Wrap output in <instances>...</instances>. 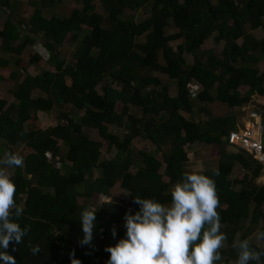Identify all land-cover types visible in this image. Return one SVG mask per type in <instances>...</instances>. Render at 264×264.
<instances>
[{
  "label": "trees",
  "instance_id": "trees-1",
  "mask_svg": "<svg viewBox=\"0 0 264 264\" xmlns=\"http://www.w3.org/2000/svg\"><path fill=\"white\" fill-rule=\"evenodd\" d=\"M61 1L29 0L33 11L20 17L11 15L15 0H0V15L7 14L0 27V48L7 54L0 56V80L12 81L13 87V101L0 98V140L5 151L22 145L18 153L24 166L15 168L12 178L16 204L24 209L18 222L30 225L23 242H11L7 251L17 264H71L73 250L82 264L108 261L106 247L126 236L125 214L139 211L135 196L170 204L173 186L192 170L187 146L200 142L219 149L216 167L203 170L215 180L221 231L227 235L218 264H236L233 242L264 232V183H254L263 165L230 149L227 136L235 116L212 113L209 105L241 107L253 97L264 116V61L260 73L253 66L264 56V0H99L104 15L92 0H79L81 8L66 16L44 15ZM138 10L145 13L139 21L126 14ZM170 25L177 30L166 33ZM258 29L261 37L248 32ZM23 30L27 34L22 36ZM38 35L42 49L22 58ZM211 36L222 43L219 52L201 50ZM68 37L77 43L69 61L60 52ZM186 53L194 56L191 64ZM43 54L54 69L29 73ZM159 74L176 83L174 95ZM191 82L198 86L193 93ZM34 91L43 95L33 97ZM194 99L201 103L198 108ZM55 105L65 121L42 128L37 111L49 112ZM131 106L140 114L131 112ZM196 112L205 121L196 120ZM111 125L124 134L110 132ZM85 128L95 130L99 139L90 138ZM136 139L155 145V152L138 150L133 172ZM106 151L114 152L107 157ZM237 162L246 170L241 176H233ZM214 170L219 174L213 175ZM116 184L129 199L96 204L97 196L109 194ZM89 205L100 207L97 224L91 245H81L79 219ZM261 242L252 247L264 249ZM37 246L34 255L31 248Z\"/></svg>",
  "mask_w": 264,
  "mask_h": 264
},
{
  "label": "clouds",
  "instance_id": "clouds-1",
  "mask_svg": "<svg viewBox=\"0 0 264 264\" xmlns=\"http://www.w3.org/2000/svg\"><path fill=\"white\" fill-rule=\"evenodd\" d=\"M23 166L24 157L18 152L5 151L0 157L2 264H17L16 258L7 249L13 241L21 244L30 231V225L21 227L18 222L24 209L16 204L17 186L9 171ZM218 174V170H214L213 175ZM112 202V198L103 201L100 207ZM134 202L140 206L139 211L133 214L129 210L125 214L126 236L115 245L106 247L105 251L110 253L107 264H218L222 260L221 250L227 235L221 231V216L217 211L220 201L215 180L204 174L203 169L193 168L183 174L182 180L175 183L171 190L170 204L138 196H135ZM99 208L89 205L80 214L84 233L81 245H91L93 241ZM112 235H116L115 227ZM257 239L264 240V232H260ZM232 246L238 254L236 264H250L251 261L264 264V249H254L250 239L236 240ZM31 250L35 255L39 247H32ZM71 256V264H82L75 257L74 250Z\"/></svg>",
  "mask_w": 264,
  "mask_h": 264
},
{
  "label": "rangeland",
  "instance_id": "rangeland-1",
  "mask_svg": "<svg viewBox=\"0 0 264 264\" xmlns=\"http://www.w3.org/2000/svg\"><path fill=\"white\" fill-rule=\"evenodd\" d=\"M29 0H15V4H14V9L11 11L14 16H28L32 11H33V7L30 5V3L28 2ZM92 2L95 4V10L97 12L102 13L103 15L106 14V12L103 10L100 1L99 0H92ZM82 4L79 2V0H62L59 4L55 5L54 7L50 8V9H45L44 15L46 16H50L52 14L58 15V16H66L70 13L72 8H81ZM126 14H134V19L136 21H139L141 19L144 18L145 13L143 12V10H138L135 11L134 13L132 11H127ZM6 13L0 15V27L2 26L4 19L6 17ZM22 29V28H21ZM177 29L170 25L169 27L166 28V33H172L174 31H176ZM252 36L255 35L257 37H261L262 35V31L260 29L256 30V31H248ZM26 33L25 30H23L22 36L23 34ZM21 36V37H22ZM139 40H144V37H140ZM178 41H173L171 42V44L173 46H175L177 44ZM238 42H242V39L239 38ZM40 35L37 36L34 45L32 46H27L25 48V50L21 53L22 58L24 59H28L30 54H33L34 52H37L39 49H42V46L40 45ZM77 46V43H72L69 40V37L65 39V43L64 45L60 48V52L61 55L64 57L65 60L69 61L72 58V55L74 53V50ZM222 47V43H217L214 39L213 36L209 37L201 46V50H207V49H213L216 52H219L220 49ZM199 54V53H198ZM6 56L4 54V51L1 50L0 48V56ZM185 59L187 61L188 64H191L193 62L194 56L192 54H185ZM263 61H264V56L262 54L259 55V60L257 63H255L253 66H255L258 70L259 73L263 70ZM41 69H45V70H50L52 71L54 69V67L52 66L50 60H49V56L47 54H43L42 59L38 62V65L31 66L28 69V72L31 74H36L38 73ZM5 75L8 74V71H4L3 72ZM159 76L162 77V82L167 83L168 88H169V92L171 95H174L177 91L176 89V83L173 80L170 79H165V75L163 74H159ZM12 81L9 80H0V98H4L5 100H7V102H11L13 101V95L11 93V85ZM110 85L113 87H117L116 84L114 82H110ZM196 88H198V86H196L193 82H191L189 84V89L191 90V93H193ZM213 93V92H212ZM37 95H43L41 94L39 91H34L33 93V97L37 96ZM193 95V94H192ZM194 103L196 104V108H198L201 103H199L196 99H194ZM121 104H117L116 109L120 110ZM209 108L212 110V113L221 115V114H225V115H234L235 116V122L237 124H239L241 127H253L255 126L256 122L259 123L261 125V128L264 130V116H262V111L260 109H258L256 106H254V98L252 97L250 102L248 104H245L241 107H228L225 104H221V103H215L213 105H209ZM62 108L57 107L55 105L54 108H52L51 111L49 112H44V111H37V117L39 120V124L41 125L42 128H45L47 126H53L56 125L58 122H64L65 120H62L61 118L59 119V110H61ZM130 111L139 115V111L138 109L134 108L133 106L130 107ZM252 113H257L258 116L257 118H254V116H251ZM70 116L75 117L76 119L77 117V113L76 112H70ZM199 117V118H198ZM195 118L196 120H200V121H205L206 117L203 114H198V112L195 113ZM258 124V125H259ZM27 128V127H26ZM109 131L118 135V136H122L125 132V130L123 128H119L117 126H109ZM85 132L87 133V135L90 138L93 139H99L97 132L93 129H89V128H85ZM262 137L264 136V134H262ZM60 142V141H59ZM105 145L102 148V150H106V144L107 142L104 141ZM61 153H64L66 150V146L61 142ZM132 147H133V156L136 157L135 160V164L133 166L130 167L131 171H135L136 167L139 165V158H137L136 152L140 149H143L145 151H151L153 152L155 150V145H153L152 143H150L147 140H142V139H136L134 141H132ZM22 148V145H18L17 147L14 148L15 152H19ZM166 148V147H163ZM5 147L2 143V141L0 140V152H5ZM231 150H236L235 148L231 147ZM187 150H188V157H189V161L187 162V167H189L190 169L193 168H199V169H214L217 165V159L214 157V153L217 152L219 149L214 148V146H209L200 142H196L192 145H188L187 146ZM226 150L228 151L229 149L226 147ZM114 151L108 153L106 151V156L110 157L113 154ZM155 152V151H154ZM105 156V154L103 155ZM102 156V157H103ZM68 163V162H67ZM163 169V167L161 168V170ZM236 169V170H235ZM235 172L233 174V176H241V174H243V172H246V170H240L239 166L237 168H235ZM14 169H9V171L11 173H13ZM262 175L255 179V182L257 184H261L262 180H264V165H263V169L260 172ZM95 174H97V172H95ZM112 198L113 202L118 201L119 199H129V193L120 188L119 184H116L113 188L110 189L109 194H101L99 196H97L96 198V204H98L100 206L101 202L106 201V200H110ZM82 201V197L79 198V202ZM112 202V203H113ZM258 236V232H255L253 235H251L249 238L251 242L253 243H258L261 244V240L257 239ZM92 264H107V259H102V260H96L94 261Z\"/></svg>",
  "mask_w": 264,
  "mask_h": 264
},
{
  "label": "built area",
  "instance_id": "built-area-1",
  "mask_svg": "<svg viewBox=\"0 0 264 264\" xmlns=\"http://www.w3.org/2000/svg\"><path fill=\"white\" fill-rule=\"evenodd\" d=\"M251 116L257 118V113H252ZM256 122L253 127H241L233 128L228 136V143L236 148V150L243 151L244 154L256 160L258 163L264 165V134L261 125ZM48 156L50 154L48 153ZM2 264V262H0Z\"/></svg>",
  "mask_w": 264,
  "mask_h": 264
},
{
  "label": "crops",
  "instance_id": "crops-1",
  "mask_svg": "<svg viewBox=\"0 0 264 264\" xmlns=\"http://www.w3.org/2000/svg\"><path fill=\"white\" fill-rule=\"evenodd\" d=\"M189 84H190V83H189ZM196 86H197V85H196ZM196 89H197V88H196ZM236 126L238 127V126H240V125L237 124V123H235V124H234V128H235ZM245 155H246V154H245ZM246 156H247V155H246ZM261 165H262V164H261ZM238 166H239V169H240V170H242V169L245 170V169L242 167V165H241L240 163H238V162L235 163V165H234V169L237 168ZM234 169H233V174H234V172H235V170H236V169H235V170H234ZM261 175H262V174L260 173V174L256 177V179L259 178ZM254 183H255L256 185L260 186V185H262V184L264 183V180H262L261 184H257V183L255 182V179H254ZM255 232H258V231H255ZM255 232H254V233H255ZM254 233H253V234H254ZM253 234H251V235H253ZM251 235H250V236H251ZM258 235H259V232H258ZM250 236H249V237H250ZM249 237H248V238H249ZM252 243H253V242H252ZM254 244H256L257 246H262V242H261V244H258V243H254Z\"/></svg>",
  "mask_w": 264,
  "mask_h": 264
},
{
  "label": "water",
  "instance_id": "water-1",
  "mask_svg": "<svg viewBox=\"0 0 264 264\" xmlns=\"http://www.w3.org/2000/svg\"><path fill=\"white\" fill-rule=\"evenodd\" d=\"M235 129H236V127H235Z\"/></svg>",
  "mask_w": 264,
  "mask_h": 264
}]
</instances>
